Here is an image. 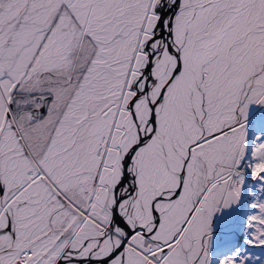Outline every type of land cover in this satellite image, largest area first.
Wrapping results in <instances>:
<instances>
[{"label": "snow or ice", "instance_id": "snow-or-ice-1", "mask_svg": "<svg viewBox=\"0 0 264 264\" xmlns=\"http://www.w3.org/2000/svg\"><path fill=\"white\" fill-rule=\"evenodd\" d=\"M0 264H264V0H0Z\"/></svg>", "mask_w": 264, "mask_h": 264}]
</instances>
